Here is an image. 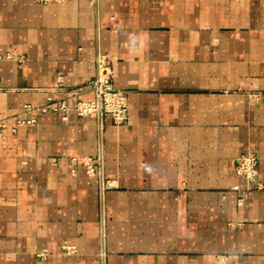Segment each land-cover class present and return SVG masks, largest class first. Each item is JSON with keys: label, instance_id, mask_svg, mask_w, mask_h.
<instances>
[{"label": "crops", "instance_id": "obj_1", "mask_svg": "<svg viewBox=\"0 0 264 264\" xmlns=\"http://www.w3.org/2000/svg\"><path fill=\"white\" fill-rule=\"evenodd\" d=\"M0 52V264H264V0H0ZM98 54L129 97L104 191Z\"/></svg>", "mask_w": 264, "mask_h": 264}, {"label": "built area", "instance_id": "obj_2", "mask_svg": "<svg viewBox=\"0 0 264 264\" xmlns=\"http://www.w3.org/2000/svg\"><path fill=\"white\" fill-rule=\"evenodd\" d=\"M11 53L6 55L0 52V62L4 59H14ZM98 74L92 80L91 85L95 92V98L91 101H78L74 105L76 114L80 117L95 116L98 134V153L95 156L82 158V163L87 168L89 176L98 175L102 185V191L105 190V176L103 172L104 164V134L106 130L105 118L111 117L115 124H123L129 115V97L126 91L120 90L114 86L112 73L110 70V60L105 54H98L97 59ZM28 109L30 106L27 107ZM55 111L67 112L69 107L62 103L54 107ZM38 111L46 112L48 107L39 108ZM28 122H32L28 121ZM1 126V125H0ZM235 172L247 179L249 182L256 183L259 173V158L255 152H247L240 155L236 162ZM261 183L254 184L255 188H261ZM214 264H232L227 256L219 255Z\"/></svg>", "mask_w": 264, "mask_h": 264}, {"label": "rangeland", "instance_id": "obj_3", "mask_svg": "<svg viewBox=\"0 0 264 264\" xmlns=\"http://www.w3.org/2000/svg\"><path fill=\"white\" fill-rule=\"evenodd\" d=\"M112 119V118H111ZM112 122H113V124H115L114 123V121L112 120ZM126 122V121H125ZM124 122V123H125ZM123 123V124H124ZM1 125V124H0ZM115 125H117V124H115ZM120 125H122V124H120ZM4 125H1L0 127H3ZM105 132H106V130H105ZM97 138H98V134H97ZM104 142H105V134H104ZM97 153H98V151H97ZM103 155H104V151H103ZM86 157H91V156H86ZM82 158H85V157H78V158H75V161H76V163H78V164H80V165H84V164H82V163H79V161H82L81 159ZM85 166V165H84ZM86 167V166H85ZM86 172H87V168H86ZM103 172H104V168H103ZM88 174V173H87ZM95 176H98V175H95ZM91 177V176H90ZM93 177V176H92ZM109 185V183H108V181L106 180L105 181V190H106V187ZM108 187H110V185L108 186ZM44 252H41L40 253V255H42ZM229 259V258H228ZM231 262V261H230ZM232 263V262H231ZM233 264V263H232Z\"/></svg>", "mask_w": 264, "mask_h": 264}]
</instances>
